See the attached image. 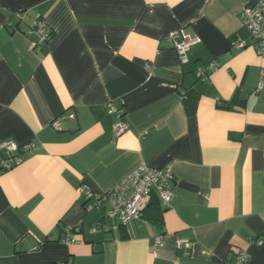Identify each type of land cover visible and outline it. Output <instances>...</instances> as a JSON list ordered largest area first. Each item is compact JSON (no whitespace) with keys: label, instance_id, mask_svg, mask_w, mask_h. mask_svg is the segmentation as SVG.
Returning <instances> with one entry per match:
<instances>
[{"label":"crops","instance_id":"0c3cea01","mask_svg":"<svg viewBox=\"0 0 264 264\" xmlns=\"http://www.w3.org/2000/svg\"><path fill=\"white\" fill-rule=\"evenodd\" d=\"M263 1L0 0V143L34 145L0 168V264H264V57L242 16ZM177 33L201 39L185 64ZM143 165L176 178L164 230L93 233L110 204L88 193Z\"/></svg>","mask_w":264,"mask_h":264},{"label":"built area","instance_id":"2783aa9c","mask_svg":"<svg viewBox=\"0 0 264 264\" xmlns=\"http://www.w3.org/2000/svg\"><path fill=\"white\" fill-rule=\"evenodd\" d=\"M21 14L19 13L18 16ZM243 22L246 28L255 38L254 46L260 56L264 57V1L258 6L243 11ZM42 36V41H47L51 36V30L47 24L39 19L33 24ZM169 41L177 50L179 59L182 64L189 62V53L192 47L201 41L199 35L193 37L187 35L172 34ZM235 45L239 48L247 46L243 41H237ZM217 64L212 63L209 68H216ZM256 92L264 90V67L261 68L260 77L257 82ZM108 113L116 117L113 124V132L116 136L122 135L129 130V124L124 119V111L115 107L111 102L107 105ZM62 115L52 122L53 128L62 129V122L65 119ZM69 118L74 119L75 115L70 113ZM33 144L19 146L13 141H3L0 143V151L3 157L0 159V168H12L24 161L21 151L29 152ZM176 178L169 168L154 169L148 166H140L124 178L114 189L105 194L96 196L88 193L89 197H94L99 203H109L110 209L106 211L103 220L96 224L92 232L109 231L113 226L109 223L111 220H117L119 224L127 225L134 219H139L143 215L144 210L151 204L153 198L158 196L164 209L170 208L175 196ZM70 241V238H68ZM181 241H179L180 243ZM259 244L264 239L257 241ZM249 254L243 250L239 251L233 260H226L223 264H248Z\"/></svg>","mask_w":264,"mask_h":264},{"label":"trees","instance_id":"16d2710c","mask_svg":"<svg viewBox=\"0 0 264 264\" xmlns=\"http://www.w3.org/2000/svg\"><path fill=\"white\" fill-rule=\"evenodd\" d=\"M52 35V31H51ZM234 99L232 100V102ZM21 154V153H19ZM164 208L161 205L160 199L158 196H155L151 202V204L144 210L141 218L144 220L155 224L161 230H164ZM121 229H124V225L120 224ZM125 237V235H123Z\"/></svg>","mask_w":264,"mask_h":264}]
</instances>
